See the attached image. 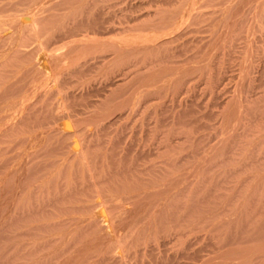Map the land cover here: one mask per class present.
<instances>
[{"label":"bare ground","instance_id":"6f19581e","mask_svg":"<svg viewBox=\"0 0 264 264\" xmlns=\"http://www.w3.org/2000/svg\"><path fill=\"white\" fill-rule=\"evenodd\" d=\"M7 1H9V2H7ZM39 1L40 0H15V1L14 0L13 1L0 0V227L2 229V230L0 229V231H1V233L3 231V237H4L3 239H5V245H3V246H5L6 250L11 249L13 246V244L11 245V242L13 240L12 238L15 239L16 244H15L14 248H15V250H17L16 251L17 254H15L14 252L13 253L15 254V257L18 259L17 261H19V264H112L110 261L113 258V256L115 257V255H118L121 252L122 253L126 252L125 256L127 254L130 256L132 255L134 260L130 259L131 261L132 260L135 261V259L138 260L140 255H143V256L148 255V252H150V254L153 255V253L156 252L155 250H157L158 248H161V250H163L162 247H165L168 244L167 243V240H168L167 237L168 238L174 237L172 239L173 241L172 240L171 241L176 244L177 240L180 241L179 237L181 236V238H182L183 232L185 234L188 233L187 235H190L191 230H192V229L190 230V228H193L192 226L195 223H196L195 226L197 227L198 221L195 218L196 216H194V202H196L195 201L196 199L194 198V194H195L194 191L196 192V188L194 189L193 185L189 184V181L192 178H194L193 176L196 173L195 171H193L192 167H187L186 169H183L182 171H180L178 169V166H177L178 165V163H177L178 160H176L177 157H176V159H174L175 157L173 158L172 162L169 164V166H167V168L156 167L155 163H152V164H154V165L151 164L152 166L148 165L150 167H146L145 165H143L144 162H142L141 159H139V160L142 163V165L138 164V161H139L137 158L138 155L137 156L135 155L138 153L135 152V154H134L132 150H131L132 151L131 154H130V152L128 154H127V152L123 153V154H125V155H121L123 157H121L120 154H118L116 156L114 155L115 157H117V158L119 157V158H118V160L115 159L116 161L113 159L114 162H111V163H113L112 165H109L106 167L101 165L102 167H100V168H99L100 165L97 166L98 168L95 165V164H97V161L99 160V158H98V155H93L92 152H93L94 146L91 144V142H89L90 139H92V138L89 135H88L89 136L88 137L87 134L85 133V131L87 130L86 132L89 133L88 129H91L93 126H95L96 131H99L100 129H104V131H106L107 129L105 130V128H108L109 126H111V123H113V121L111 123L108 122L109 120L106 122V119L109 118L111 114H114L116 111L120 110L121 108L126 107V106L122 107V105H119L121 102L118 104L117 99L119 97L117 98V96H116V98H115L116 100H114L111 96H109L112 98V101H109V98L107 101L109 103L110 102L114 103L116 101L119 106H115L112 108L113 104L109 105V106H111V108L110 107L107 108L106 109L107 111L104 114H101V115L99 114L96 116L91 115L90 116V118L92 117L91 119L89 117L88 118L80 117V118H82V120L79 123L80 126H82V124H85L87 129H85L83 131V129H84L83 126H82V128L81 127L80 128L84 132V133L82 132L84 137H88V139L90 138L89 140L85 139L83 136L80 135L81 130L78 127L79 125L76 124V126L79 129H75V127H73L75 125L72 126L71 123H69L68 121L65 124L63 123L64 125L60 126V129H61L60 131L54 130V125L57 123V121L60 120L59 117L61 115H64L68 118L69 117L72 118V116L77 117L79 115L83 116V114L85 112L87 113L88 109L90 108L89 106H92V104L94 107H97V106L100 107V105H98V103L96 104L94 102L97 106H95L94 103H92V102L90 104L88 103L89 108L86 109L87 111L85 110L83 113V111H82L84 108L83 105L87 106V104H85L87 102V101H85L87 99V97H86L87 92L85 93V96H83L86 98L84 100L85 103H83V105L80 103V107L81 106L83 107V108L81 107L82 109L77 108V106L79 104L78 100L82 99V96L78 97V94H77V96H75L74 93L71 94L74 97H77L76 99H78L77 100L78 104L76 103L77 105H74V106L72 104H70L69 103V100H71L70 91H69V93L66 92V90L68 91V85L67 84L69 83L68 81H69L70 77L72 75H75V74H81L85 70L87 71L88 69L94 68L98 64L101 65L104 63L103 65H101V67L103 68V66L109 64L107 62H110L111 59L113 60V58H114V61H115L116 57L114 55L122 53L124 48L125 49L130 48V47H131L130 49L138 48V49H135L136 51L139 50V48H142L143 53H141L142 51L140 53L137 52V55H136L135 50H134V52L133 51H130V52L135 53L136 58H137V56H140L138 54H142L143 57L142 58L140 57L141 59H139L138 63H137L138 58L137 59L135 58V60H134L138 65L141 66V68H139L137 66L139 69L136 66H135L136 67V69H135V67L133 66L134 69L132 71V69H130V68H132V65H130V68H128L129 66H127V67L125 66L127 68L126 70H125V68H123V69L120 68V70L116 69V70L120 71L118 78L119 77L124 78V79L119 78L122 82L128 80V78H131V77L135 78L134 81L138 80V83H136V84L139 86V88H136L137 89L136 92H134V89H133L134 93H133L132 98H129V99L125 98L124 99L123 98L124 93H123V96H121V97L125 100V102L128 101L127 104L129 103V105H131L130 103H132L133 104L132 106L135 108V110L138 109L137 111L146 108V106H149V104H151L154 100L148 99L147 90L150 86L151 80H150V78H148L146 76L148 75L150 77L151 74L149 75L148 73L150 71L153 72L156 69V67H154L155 69L154 68L152 70L150 69L149 72L147 70L149 69V67H148L149 65H152V66L155 65V63H154V65L150 64V63H152L151 62L152 60L150 58H152L151 56L154 53H156V55H157V57L155 59L156 61H158L156 63L157 66L161 62V61L159 62V59H157L158 56H160V55H158L159 53L157 54V52L159 51V49H158L159 43H156V41H158V39L160 40V36L162 37L161 32H160L161 35L158 32L161 29H163L164 26H166V23L164 26L159 25L158 28H156V24H155V27L153 25L154 29L158 30V32H156V30H154L153 32H156V33L151 34V35H149L152 32L150 30V29H152L151 26H150L151 27L150 29L148 27V29H149L148 31H147V29L145 31L143 30V29H145V27H147V25H146L142 29L143 31L141 34H140L141 30L139 29L140 27H138V28L135 27L136 30H139V33H136L138 31H136L135 29L132 28V26H130L133 30L131 28H129L127 31H129L131 29L136 34L132 33L128 36L127 33L132 32V31L130 30L129 32L126 33V30H125L124 34L125 35L127 34L126 36L124 35L125 37H122L123 33H121V32H120L121 34L119 33L120 35H122L121 37L120 36L118 37L119 34L117 35V37H113L114 35H112V34H115V31L117 32V30H116L117 28L116 29H113L114 27L111 28L108 25V24H110V21L108 22V20H106L108 22V24H105L107 26L104 25L105 21H102V20H101L102 22H98V20L95 21L94 20L95 18L99 19V20L101 18V17L98 18L97 13H96V16L94 19L93 18H91V19L87 18L89 20L84 21L86 19V17L84 18V20H83V18H81L83 20V22H85V25H81L82 24L81 23L79 26L78 22H80L81 19L79 20V18H78V22H76L77 24H75V25H77V27L73 28L75 30L72 29V33H69L70 31L68 30L69 29L68 23H70V21L65 23L67 26L66 27L67 31L65 30L66 32L65 31L59 32V31H56L57 28L53 29L52 27L51 28L48 27V23L50 22L49 16L51 15V13L49 11L53 9L54 10L53 12H57L55 9H57L58 7L56 8V6H62V5H66V4L68 5L69 3H71L74 0H59L60 3L57 5L55 4V9H54V4H52V3H54V2L57 3L56 1H58V0H43L44 2L46 1L45 3H42L43 2L42 0H41L42 2L40 1L41 3H39ZM76 1H78V0H75L73 3H76ZM153 1H155V0H153ZM204 1L205 0H188V2L184 1L185 2L184 4H186V5L183 8L180 7L178 9L177 5H179V4L175 5V7L177 6V8L175 10H174V8L171 7L173 5L170 6L172 8V10H174V11L178 10V12H174V13H170V14H168L169 12L160 14L161 11L157 10L159 12L156 15L157 16L163 15L165 17L164 19L170 20V21H171V19H175V17L178 16L177 22H179L180 24L190 22V20H191L192 24L188 23V26H189V24H191V27H192L193 23H195L194 25L196 28V25H197L196 23L197 22L199 23V19H200L199 17H201V20H204L203 19L204 16H207L206 18H208V16L210 15V13L208 15L207 14L204 15V13H202L204 8H205L204 4H202ZM211 1H209L210 4L207 2L205 4V6L206 5L208 7L211 6V4L213 3V0H211ZM215 1H214L215 3L218 2V0H215ZM236 1H235V3H237ZM144 2H145V0H144ZM162 2H164V1H162ZM241 2H238V3L241 4ZM250 2L251 1H249V3ZM46 3H47V5H48V3H51L52 6L49 5L50 6L49 7L46 5ZM179 3H182V2H179ZM41 4H43V7H40ZM78 4L80 5V3H78ZM95 4H98V3H95ZM163 4H165V3H162V5ZM262 4H264V2ZM67 5L64 6V8L67 7ZM151 5L153 6V4H151ZM151 5H149V7ZM155 5H156V3H155ZM231 5H234V6H232L234 8L237 7L236 4H232V3H229L228 6H231ZM247 5H248V3H247ZM161 6H160V8L163 9V7H161ZM246 6H244V7H246ZM202 7H204V8H202ZM208 7H206V9ZM151 8H150V10H152ZM200 8L203 10H200ZM238 8H240V7H238ZM238 8H237V10H240ZM250 8H253V7H250ZM78 9H79V7H78ZM89 9H91L89 11L90 13L87 12V10L86 11L84 10V11L86 13H89L90 15H92L91 13H93V12H91V11L93 10V8L90 7ZM60 10L62 12L66 11V10H62L61 7H60ZM168 10H169V8H168ZM232 10H233V8H232ZM234 10L232 12H234ZM244 10H245L244 8H243V10L241 9V12H243ZM72 11H70V12H72ZM164 11L166 12L167 9ZM224 11H226V10H224ZM260 12H261V10H260ZM47 13H48V15H47ZM65 13H67V12H65ZM78 13H80V12H78ZM226 13H228V12H226ZM229 13L231 14L230 11H229ZM234 13L236 14V12H234ZM234 13L231 15H234ZM238 13H239L238 16L236 14V16H237L236 17L237 19H235L236 21L233 20L234 18H232V19L228 18L230 20V22H231V20L234 21V24L231 23V24H233L232 26H234L237 22L241 21L242 20L241 17H243V18L246 17V14H248L249 12H246V13L244 12L245 14H242L240 12H238ZM57 14H58V12H57ZM57 14H55V19L53 18L54 21L56 19H58V18H56ZM145 14H147V13H145ZM255 14H257V13H255ZM255 14L252 16H255ZM83 15H86V14L83 13L82 17H83ZM90 15H88L87 17H89ZM94 15L95 14L93 13V16ZM225 15H229V14H225ZM231 15H229V16H231ZM242 15H245V16H242ZM67 16H68V18L70 17L72 19V17H74L75 15H72V16L67 15ZM78 16H81V15H77V17ZM149 16H150V14H149ZM157 16H154V17H157ZM256 16L254 18H256ZM61 17H63V16H61ZM65 17H66V15H65ZM222 17H224V15ZM222 17H221V19H222ZM231 17H233V16H231ZM234 17H235V15H234ZM161 18H163V17H161ZM206 18H205V20H206ZM209 18H211V17H209ZM263 18H264V16H263ZM128 19L130 20L131 18H128ZM260 19H262L261 15H260ZM63 20H65V19H63ZM103 20H105V19H103ZM151 20H153V18L150 19V21ZM192 20L195 22H193ZM245 20H248V18ZM245 20H244V22H246ZM54 21H53L52 25L55 24ZM60 21L59 22L57 21V22L60 23ZM72 21H75V20L72 19ZM112 21H111V23H112ZM130 21L133 22L134 20H130ZM146 21L147 20L145 19V22ZM159 21H161V20H159ZM254 21L255 20H253V22ZM57 22H56V24H58ZM129 22H127V23H129ZM153 22H155V20ZM217 23H220V22H217ZM225 23H227V22H224L223 24H225ZM240 23L241 22H239L238 24L240 25ZM220 24H222V22ZM220 24L218 25L217 29H219ZM238 24H236V25H238ZM241 24H242L241 26H244L243 23H241ZM62 25H60V26H62ZM176 25H177V23H176ZM200 25L201 24H199L197 26H200ZM228 25H226V26L224 25L226 28L224 26H222V27H224L225 29H228ZM232 26H230V27L233 28ZM241 26H236V27H241ZM245 26L247 27V23H245ZM245 26H244V29L243 28H240V29L236 28V29H238L239 31L241 29H243V31H244ZM122 27H119V28H122ZM124 27H125V25H124ZM141 27H142V25H141ZM215 27H217V26H215ZM222 27H221V30H222ZM256 27H258V26H256ZM62 28L63 27H61V29ZM83 28H86V29L83 30ZM165 28L166 27H164V30H166ZM170 28H172V27L170 26ZM186 28H187V25H186ZM224 28H223V30H225ZM193 29H194V27H193ZM217 29L215 28L216 31H218ZM234 29L235 28H233V31H234ZM236 29H235V31H236ZM58 30H59V28H58ZM177 30L179 31V29H177ZM197 30H198V28H197ZM251 30H252V26H251ZM193 31H195V30H193ZM239 31H238V34H239ZM145 32H146V34H147V32L149 34L144 35ZM162 32H164V31H162ZM174 32L175 31H172V33H174ZM223 32H226V31H223ZM223 32H221V34H223ZM178 33H180V31L175 32V34H177V35H178ZM191 33H192V31H191ZM168 34H170V33H168ZM235 34L236 35L233 34L234 36L232 34L231 35L233 37L238 35L236 32H235ZM224 35H226V33H224ZM170 36H168V37H170ZM188 36H189V32H188ZM219 36H221V35H219ZM223 36H222V38H223ZM227 36H229L228 31H227L226 37ZM163 37H165V36H163ZM249 38L251 39V37H249ZM172 39H173V37H172ZM172 39L170 42L173 43ZM176 39H178V37H176ZM180 39H181V37H180ZM180 39H178L176 42H179ZM162 40H164V38H162ZM183 40H184V38H183ZM188 40H189V38H188ZM199 40H201V39L199 38ZM232 40H234V39L230 40L231 43H232ZM195 41H197V40H195ZM222 41H224V40H222ZM227 41H229V40H227ZM162 42H164V41H162ZM216 42H220V40H216ZM166 43H168V42H166ZM206 43H207V41H206ZM250 43H251V41H250ZM250 43H249V46H250ZM195 44H198V43L196 42ZM217 44L218 43H216V45ZM229 44H228V47L231 46ZM234 44H236V43L234 42ZM209 45H207L208 48H210ZM211 45L215 46V40L213 43H211ZM185 46H188V44H185ZM218 46H221L220 43ZM218 46H216V47H218ZM234 46H236V45H234ZM249 46H248L249 50L253 48V47L249 48ZM160 47H162V46H160ZM184 47L180 48V45H179V48L181 51H183L182 49H184ZM195 47H197V45ZM224 47H225V44H224ZM228 47H225V48H228ZM179 48L178 49L176 48L177 51L179 50ZM186 48H188V47H186ZM256 48H254V49H256ZM170 49H172L171 44H170ZM197 49L200 50V47H198ZM197 49H195V51H197ZM218 49H220V47ZM233 50H235V48ZM173 51L170 50L169 52H171L174 55ZM201 51H204V50L201 49ZM232 51H230L231 53L230 52L229 53L232 54ZM254 51H257V50H254ZM159 52H162V51L160 50ZM190 52L188 54H190ZM214 52H215V49H214ZM124 53H122V54L125 56ZM133 53H132V55H133ZM171 53H169V55ZM221 53H223V51ZM130 54H129L130 58H128L129 57L128 56V57H126L127 59H131L132 56ZM163 54H165V53H163ZM215 54H216V52H215ZM224 54H226V53H224ZM121 55L118 57H120V58L124 57L123 55L121 57ZM156 55H153V57ZM175 55L177 56L176 53H175ZM204 55L205 54L203 53L202 56H204ZM209 55H207V56H209ZM112 56H114V57H112ZM162 56L165 57V55H162ZM162 56H161V58H163V60H164L165 58ZM226 56H228V55H226ZM247 56H248V54L247 55L245 54L244 57L246 58ZM169 57H172V56H169ZM169 57H166V59L167 58L169 59ZM197 57H199V56L197 55ZM251 57L252 56H250L249 58L251 59ZM117 58H116V60H117ZM177 58H178V56L175 59H177ZM188 58L191 59L189 56H188ZM188 58L185 59L187 62H189ZM193 58H192V60H193ZM199 58H203V57H199ZM166 59H165V61H167ZM194 59H196V57ZM210 59H211V57H210ZM119 60H117V61L120 62ZM126 60L125 61L123 60V62L125 63ZM214 60H212V61H214ZM228 60H229V58H228ZM186 61H184V62H186ZM201 61H203V60L201 59ZM209 61L211 62V60H209ZM253 61H255V60H253ZM112 62H110V65L112 64ZM171 62H172V60H171ZM173 62H176V61L173 60ZM244 62H247V59H245ZM248 62H250V60H248ZM164 63H166V62H164V61L161 62L162 65ZM199 63L195 62L194 65L199 64ZM206 63L207 62H205L204 65L208 67V65H206ZM115 64L117 65L118 63L116 62ZM128 64H130V63L128 62ZM168 64L166 63V66H169V67L172 66V65H170V64L168 65ZM184 64L186 65V63H184ZM98 66H97V68L99 69ZM122 66L123 65L120 64V67H122ZM152 66H151V68H152ZM196 66H195V68H196ZM205 66H203V68H206ZM105 67L107 68V66H105ZM109 67L111 68L112 66H109ZM147 67H148V69H147ZM160 67H163V66H160ZM190 67H187V70H189L188 68H190L191 72H192L193 66H190ZM97 68H96V70H98ZM106 68H104V69L108 70ZM145 68L147 69L146 70L147 74H146V72L145 73L143 72L145 70ZM158 68H159V66H158ZM173 68H175V67H173ZM203 68H201V69H203ZM210 68L212 69V67H210ZM240 68H242V67H240ZM248 68H250V67H248ZM253 68H250V69L253 70ZM181 69L183 70V68H181ZM207 69L209 70V68H207ZM92 70H94V69H91V71ZM159 70H161V69L159 68ZM159 70L157 69L156 73H158ZM199 70L200 69H197V71L194 72L195 75ZM208 70H207V74H208ZM241 71L243 72L242 69H241ZM187 72L190 73V71H187ZM200 72H202V71H200ZM249 72H251V71H249ZM93 73H95V72H93ZM105 74H106V72H105ZM163 74H167V73H163ZM168 74H170V73H168ZM245 74L249 75V73L247 71H244V75L242 74L243 75L242 76L243 81L245 78L244 77ZM251 74H253V72ZM91 75H92V72H91ZM161 75H162V73L155 74V77L153 76V79H154V81H156L155 84L157 86L159 85V83L160 84L163 83V82H161V78H162ZM178 75H179L178 76L179 82H183V81L185 82L186 81L185 83H189L191 81L190 76H192V73L189 76V78L186 77L189 74L188 73L186 74L185 72L180 73ZM107 77H109V76H107ZM166 77L167 76H165L164 78H166ZM185 77L188 79L186 80ZM208 78H209V76H208ZM239 78L241 80L240 76H239ZM102 79H104V78H102ZM102 79H100V80H102ZM106 79H109V78H106ZM162 80H164V83H165L166 80L168 81L170 79H166V80L162 79ZM188 80H190V81H188ZM98 81H97V83H98ZM167 81H166L165 85H167ZM83 82H85V81H83ZM107 82H108V80H107ZM192 82H194V80H192ZM105 83H106V81H105ZM249 83H250V81H249ZM103 84H102V86H103ZM168 84H169V82H168ZM73 85H75V84H73ZM78 85H80V84H78ZM115 85L116 84L113 82V80L111 81V78L109 79V82L106 84V86H108V87H110V86L113 87ZM117 85L119 86V84H117ZM137 85H133V86L137 87ZM172 85H174V84L172 83ZM179 85H180V83L177 85L178 89H179ZM162 86H164V85H161V87ZM91 87H93V85ZM112 87L108 89L109 92H110V89H112ZM121 87H122V84H121ZM125 87L126 86H124V88ZM154 87H156V86H154ZM252 87H253V85H252ZM122 88H120V89H122ZM156 88L158 89V87H156ZM76 89H78V88H76ZM80 89H82V87ZM100 89H102V88H100ZM155 89H153V90H155ZM162 89H164V88H162ZM85 90H87V88ZM88 90H90V89L88 88ZM114 90H116V89L113 88V93H114ZM159 90H160V88L157 90V93L163 92V91L161 92ZM243 90H245V89H243ZM116 91H119V89ZM91 92H92V90H91ZM238 92H237V94L238 95L241 94V96H242V92L241 91H238ZM98 93H100V92H98ZM101 93H100V95H101ZM113 93H111V95ZM157 93H153V95L155 94L154 98H160L158 96L161 94L159 93L156 96ZM114 94L116 95V92ZM125 94H126V91H125ZM88 95H90V94H88ZM94 95L96 96V94H94ZM115 95H114V97H115ZM153 95L151 97H153ZM73 96H72V98L74 99ZM125 96L130 97V95H127V94ZM235 96H237V95L235 94ZM241 96L239 95V98H241ZM121 97H120V99L122 100ZM234 97H233V99H234ZM90 98H93L92 94H91ZM76 99H75V102H76ZM237 99H238V97H237ZM237 99H234L235 101H233V100L232 101L237 103ZM87 100H89V98ZM90 100H92V99H90ZM104 100H101V101L104 103ZM71 101H72V103L74 102L73 100H71ZM102 102H101V105L103 104ZM239 102L241 103V101H239ZM239 102H238V104H239ZM122 103H123V100H122ZM152 104L154 105V102ZM106 105H105V108L107 107ZM123 105H126V103ZM239 105L241 106V104H239ZM103 107H104V104H103ZM234 107H235V105H234ZM91 108L93 109V107H91ZM95 109L90 110V111L94 112ZM97 110L98 109H96V111ZM236 111H238V110L236 109ZM247 111H249V110H247ZM102 112H104V110ZM146 112H147V110H146ZM99 113H100V111H99ZM131 113H132V111L130 112V114ZM233 113H235L234 110H233ZM92 114H96V113H92ZM97 114H98V111H97ZM88 115H89V113H88ZM234 115H236V114L231 115V117L233 116V118H234L235 117ZM84 116H86V115H84ZM76 117H75V119H76ZM155 117H156V115H155ZM64 119L66 120L65 117H64ZM77 119H78V117H77ZM83 119H85V121H83ZM86 119H88V120H86ZM238 119H240V117ZM235 120H236V118H234V120L232 119V121H234L233 123H235ZM125 121H127V120H125ZM81 122H82V124H81ZM238 124H239V122H238ZM23 127H24V129H23ZM222 128H224V127H222ZM19 129H21V131ZM26 129H28V130H26ZM97 129H99V130H97ZM229 129H231V128H228V130ZM229 131L231 133L232 129ZM247 131H249V130H247ZM95 132H94V134L97 135V133H95ZM100 132L101 131H99L98 133H100ZM156 132H158V131H156ZM145 133H146V131H145ZM190 133H192V132H190ZM232 134H233V132H232ZM79 135L83 138L82 140H80ZM260 135H261V133H260ZM263 137H264V135H263ZM98 140L99 139H97V141H96L97 144H98ZM116 140H115V143H117V141H118V140L117 141ZM100 141H102V140H100ZM101 143L103 144V142H100L99 144H101ZM105 144H107V143H105ZM111 144H114V143H111ZM98 145H96V146H98ZM101 145H100V149H101ZM113 147H115V150H116V146L113 145ZM113 147H112V149H113ZM96 149H94V150H96ZM219 149L220 148H218V150ZM126 150H127V148H126ZM99 151L98 152L95 151L94 154L99 153ZM121 151H119V153H121ZM127 151H129V150H127ZM111 153L114 154V152H112V150H111ZM132 154L135 156V158ZM71 155H75V158H76V161H78V164L76 161L75 162L78 166L73 162L74 157L72 156L73 157L72 158ZM141 155L145 156V153L141 154ZM155 155L156 154H154V156ZM215 155H217V154L215 153ZM93 156H95V157H93ZM167 156H168V154H167ZM70 157H71V159H69ZM149 157H150V155H149ZM155 157L158 158L157 156H155ZM224 158H225V156H224ZM217 159H219V158H217ZM68 160L69 161L72 160L69 167H68L69 170L66 169V171H69V172L67 173V175L65 177H62V174L65 173L64 171L62 173L63 166L69 162ZM144 160L147 161V159H144ZM154 160H155V158H154ZM110 161H111V159H110ZM155 161H157V160H155ZM186 163H187V161H186ZM211 164H212V162H211ZM187 165H188V163H187ZM76 166L78 168L77 170L75 169ZM200 169H201V167H200ZM206 173H208V172H206ZM205 176H206V174H205ZM202 181H203V179H202ZM190 182H192V181H190ZM195 187H197V186H195ZM212 189H213V187H212ZM243 204H244V202H243ZM247 205L249 206V203ZM209 210H210V208H209ZM221 210H222V208H221ZM243 210H244V205H243V207H241L238 210L236 208V211L234 213H232V215H230L231 216L230 223H232V225L237 220L239 222L241 221L240 217L242 216L241 214L243 213ZM195 213H196V211H195ZM249 215H251V214H249ZM210 216H212V214ZM230 216H228V218ZM225 217H227V216H225ZM237 217L239 219H237ZM247 217H249V216H247ZM220 220H222V219L218 220L219 224H221V225H224L226 222H228V221L225 222V220H223L222 223H224V224H222L220 222ZM243 220H245V219H243ZM247 220H248V218H247ZM241 222L238 226H237L238 222L236 223L235 226H237L238 228L236 227L237 228V230H236V228L234 226V229H232L233 234L229 233L230 232V231H228L229 229L227 230L228 233L230 234L228 236L229 239L227 241H225V244L224 243H222V244H224L223 247H225V248L231 247V246H232V248L228 249V251L225 249L226 253H224V256H223V253L221 252L222 260H220V261H224V262L225 261L226 262L233 261L232 264H264V243L261 242V244H259L258 242H256L258 245L257 244L255 245V241H257V240L264 241V230H261V229H263L262 227L264 225L262 224V226L259 228L260 230L255 229V230L251 231L249 229L250 231H247V230H245V228ZM244 222H246V221H244ZM247 225H248V223H247ZM206 226H207V224H206ZM217 226H218V224H217ZM198 228H196V229H198ZM239 228L242 230L239 231V233H237ZM187 230H190V231L188 232ZM185 231H187V232H185ZM227 231H226V233H227ZM226 233L224 232L223 235L226 236ZM234 233H236V234H234ZM192 235H193V232H192ZM211 235H213V234H211ZM231 235H233V236H231ZM187 237L188 236L184 235V237H183V238H185L184 242L190 236L188 238ZM223 237L224 236H222L221 242H223ZM175 238L176 239L178 238V239L174 242ZM219 238H220V236H219ZM189 239H191V238H189ZM192 239H191V244H192ZM216 241H219V240H216ZM188 242L190 243V240ZM252 242L254 244H252L251 247H248V244L250 245ZM152 243H153V245H152ZM143 245H146L145 246L146 248ZM174 245L172 244V246H174ZM184 245H186V243ZM188 245H190V244H188ZM236 245H238V246L236 248H234V246H236ZM253 245H255V246H253ZM142 246L145 249H143ZM168 246H166V249L169 248ZM187 246H185V247H187ZM156 247H157V249H156ZM210 247H212V246H209V248ZM223 247L221 246V247H219V248L217 247V248H218V250L219 249L221 250V248L223 249ZM14 248L12 249L13 251H14ZM170 248H171V246H170ZM188 248H190V247L188 246ZM213 248L216 250L215 244L213 245ZM166 249L163 252L161 250L159 252L164 253V252H166ZM179 249H180V247H179ZM182 249H184V247H182ZM204 249H206V248H204ZM12 250H9V251H12ZM171 250L172 249H168L167 250L168 253L172 252ZM118 251H119V253H118ZM217 251L214 253H216L218 255ZM174 252H175V250L173 249V253ZM190 252H189V254H190ZM203 252H205V250ZM177 253L180 254L179 251H177ZM183 253L185 254L184 251L182 252V255H183ZM161 254H158V255L161 256ZM200 254H202V252ZM216 254H213V252H212V255L216 256ZM158 255L156 256V257H158V261L156 260L155 257L152 256L155 259V260H153V258H152V260H153L152 264H154V263L155 264H180L179 261L176 259V256H178L177 254H175V256H173L171 258H169L168 254H165L168 256V260H165V259L163 260L162 256L160 258ZM171 255H172V253H171ZM193 255H194V253H193ZM125 256H123V257L125 258ZM130 256H129V258H130ZM134 256H136V257L138 256V257L135 258ZM143 256H141V257L143 258ZM167 256H165V257L167 258ZM180 256H181V254H180ZM123 257H121V259ZM141 257L139 258L140 261H138V263H140V264H142L141 261L143 260V259H141ZM149 257H150L149 260H151V256H149ZM185 257L187 258V255ZM189 257H194V256H192V254H191V256H189ZM198 257H199V255H198ZM198 257H195V258L197 259ZM201 257L202 256H200L199 258H201ZM210 257H209V259L206 257L209 261H205L204 264H213L214 263L213 262L214 260H211ZM6 258L9 259L10 257L8 258L6 256ZM182 259H184V258H182ZM207 259H205V260H207ZM213 259L216 260V258L214 256H213ZM4 260L5 259H3L2 261H4ZM11 260L12 259H10V261ZM149 260H147V262ZM160 260H161V262H160ZM121 261H123V260H121ZM121 261H119V264L121 263ZM191 261H193V260H191ZM117 262L118 261H116V263ZM143 262L146 263V261H143ZM218 262L219 261L216 260V263H218ZM130 263L134 264L133 262H130ZM135 263L137 264V261ZM216 263H214V264H216ZM124 264H128L127 261H126V263L124 262ZM181 264H184V262L183 263L181 262ZM192 264H194V263H192ZM219 264H221V263H219ZM230 264H231V262H230Z\"/></svg>","mask_w":264,"mask_h":264},{"label":"rangeland","instance_id":"374dc122","mask_svg":"<svg viewBox=\"0 0 264 264\" xmlns=\"http://www.w3.org/2000/svg\"><path fill=\"white\" fill-rule=\"evenodd\" d=\"M10 1H13V0H10ZM15 1V0H14ZM41 1V0H40ZM39 1V3H41ZM75 1V0H74ZM74 1H72L71 3H69L68 5H67V7H65L64 8V6H66V5H62V6H56V8L57 9H55V4L57 5V4H59L60 2H59V0L58 1H56L57 3H52V4H54V9L58 12V14H57V12H53L54 10L52 9V10H50L49 12L51 13V15L49 16L50 18H49V23H48V27L49 28H53V29H56V31H59V32H62V31H67V26H66V24L65 23H67V22H69L70 21V23H68V30L70 31L69 33H72V29L73 28H76L77 27V25H75V24H77L76 22H78V18H79V20L81 19V18H83V20H84V18L86 17V19L84 20V21H87V20H89V19H91V18H95V16H96V13H97V17L98 18H100V20L99 19H94L95 21L96 20H98V22H102V21H105L104 22V25L105 24H108V22L110 21V24H108L111 28H113V29H116L117 30V32L115 31V34H112V35H114L113 37H117V35L121 32V33H123L122 35H118V37L120 36H122V37H125L127 34H128V36L130 35V34H134L135 32L134 31H132L133 29H135L136 30V28L135 27H140L139 29L141 30L140 31V34L142 33V31L144 30H146L147 29V31L152 27V29H150L151 31V33L149 34L148 32H147V34H146V32H145V34L144 35H151V34H154V33H156V32H158V30H156V29H154V27H155V24H156V28H158L159 27V25H165V23H166V26H164V27H166L165 29L167 30H164V27H163V29H161L162 31H164V32H162L161 30L158 32L159 34H160V32H161V34H162V37L160 36V40L158 39V41H156V43H159V45H158V49H159V51L161 50L162 52H157V54L158 55H160V56H158V58L157 59H159V62L161 61H164V62H166L167 64L169 63L170 65H172L171 67H169V66H166V63H164L163 65L161 64V62H160V64L158 65L159 66V68L161 69V70H159V68H158V66H157V62L158 61H156L155 59H156V57H157V55H156V53H154L153 55H156V56H154L153 57V55L151 56L152 58H150L152 61V63H150V64H153L154 65V63H155V65L154 66H152V65H149L148 67H149V69H148V67H147V69L145 68V70L143 71L144 73L146 72V74H147V71L149 72V70L151 69H153L154 67H156V69L153 71V72H149L148 74L150 75V77L147 75L146 77H148V78H150V86H149V88H148V90H147V96H148V99H153L152 101L154 102V105L151 103V104H149V106H146V108H144V109H141V110H139V111H137L138 109H136L135 110V108L132 106L133 104L132 103H130L131 105H129V103L127 104V102H125V98H127V99H129V98H132V96H133V93L134 92H136L137 91V89L136 88H139V86L136 84V83H138V80H136V81H134L135 80V78H128V80H126V81H121L119 78H121V77H119L118 78V75H119V72L120 71H118V70H116V69H119L120 70V68L121 69H123V68H125V70L127 69L126 67L127 66H129L128 68H130V65H132V68H130V69H132V71H133V69H134V67L136 66H138L139 68H141V66L140 65H138L137 63H138V61H139V59H141L142 57H143V55L142 54H138V55H140V56H137V58H136V55H137V52L138 53H140L141 51V53H143V49L142 48H139V50H135V49H138V48H135V49H130V48H124V50L122 51V53H124L126 50V52L124 53L125 54V56L122 54V53H120V54H116V55H114L116 58L118 57V56H120L121 54L125 57H122V55H121V57L122 58H120V57H118L117 58V60H119L120 62H118L117 60H116V58H115V61H114V58H113V60L111 59V61L110 62H112V64L110 65V62H107V63H109L108 65H105V66H107V68L105 67V66H103V68L101 67V65H103V64H98L97 66L99 67V69L97 68V66L96 67H94V68H91V69H94V70H92L91 71V69H88L87 71L85 70V71H83V73H81V74H75V75H72L71 77H70V79H69V83L67 84L68 85V91L66 90V92H68L69 93V91H70V96H71V100H73L74 102H75V99L77 98V97H74L73 95H71V94H75V96H77V94H78V97L79 96H82V99L81 100H78V99H76V102L73 104L72 103V101L71 100H69V103L70 104H72L73 106L74 105H77L78 103V101H79V104H78V106H77V108H80V109H82L83 107V113H84V111L86 110V109H88L89 107L91 108V107H93V109H98L97 111H98V114H97V111H96V109L94 110V112L93 111H90V110H93L92 108L90 109H88V111H87V113L85 112L84 114H83V116L82 115H79V116H77L78 117V119H77V117L76 116H72V118L71 117H66V116H64V115H61L60 117H59V121H57V125L55 124L54 125V130H56V131H60L61 129H60V126H62V125H64L67 121L69 122V123H71V125L73 126V125H75V126H73V127H75V129H79L80 127L82 128V126H83V131L85 130V129H87V127H86V125L85 124H82V122L83 121H85V119H83V121L81 122V124H82V126H80V121L82 120V118H90V116L92 115V116H96V115H101V114H104L107 110V108H111V106H109V105H112L113 104V106H112V108L113 107H115V106H119V105H122V107L123 106H126V107H123V108H121L120 110H118V111H116L114 114H111L110 115V117L109 118H107L106 119V122L108 121V122H112L113 121V123H111V126H109L108 128H105V130L106 131H104V129H97V130H99V131H101L100 133H98L99 131H96V128H95V126H93L91 129H88V132L89 133H87L86 131H85V133L87 134V136L89 135L92 139H90V141L89 142H91V144L94 146L93 147V155H98V158H99V160L97 161V164H95L96 165V167L98 166V165H100L99 166V168L100 167H102V166H109V165H112L113 163H111V162H114V160L116 159V160H118V158L117 157H115L116 155H118V154H120V156L121 155H125V154H123V153H126L127 152V154L130 152V154H131V152L133 151V153L135 154V152L136 153H138V154H135L136 156L138 155V160L139 159H141L142 160V162H144L143 163V165H145L146 167H150V166H148V165H151L152 163H155L156 164V167H162V168H167V166H169V164L172 162V160H173V158L174 159H176V157H177V159L176 160H178L177 161V163H178V169L180 170V171H182L183 169H186L187 167H192L193 168V171H195L196 173L194 174V178H192L190 181H192V182H190L189 181V184L191 185H193V188L195 189L196 188V192L194 191V198L196 199L195 201L196 202H194V216H196L195 218H196V220L198 221L197 222V227L195 226V224L192 226L193 228H190V230H191V234L190 235H187V234H185L184 232H183V236H182V238L184 237V235L185 236H190L189 238H193L192 239V244H191V239H189L188 237V241L190 240V243L186 240L185 242H184V240H185V238H181V236L179 237V240L181 241H178L176 238H175V240H174V242L177 240V242H176V244L175 243H173L172 241V239L174 238V237H167V245L166 246H168L169 248L168 249H172L171 251L172 252H169L168 253V249H166V246L165 247H162V249L163 250H161V248H158L157 249V247H156V249L157 250H155L156 252H154L153 253V255H151L150 254V252H148V255H146V256H143V255H140V257L141 256H143V258L141 257V259H143L142 261H141V263L142 264H147L148 262L150 263V264H152L153 263V260H155L153 257H155L156 258V260L158 261V257H156L158 254H161L165 249H166V252H164V253H162L161 254V256H162V259L164 260H168V256H169V258H171V257H173V256H175V254H177L178 256H176V259L179 261V263L181 264V262L183 263L184 262V264H192V263H194V264H204L205 263V261H209L208 259H209V257L212 255V252H213V254H216V253H214V252H216L217 250H218V248L219 247H223V245L225 244V241H227L228 239H229V233H232L233 234V231H232V229H234V226L236 225V223H237V226L240 224V222L243 224V226H244V228H245V230H247V231H252V230H255V229H257V230H260L259 228L262 226V224L264 225V137H263V135H264V18H263V16H264V4H262L264 1L263 0H218V2L217 3H215L216 1L215 0H213V3L211 4V6H205V4L208 2L209 3V1H211V0H205L202 4H204V7H202V8H204V10L203 9H201L200 8V10H203V12L202 13H204V15H208L209 13H210V15L208 16V18H206L207 16H202L203 17V19L204 20H201V17H199L198 19H199V23L197 22L196 24L197 25H199V24H201L200 26H197L196 25V28H195V23H193V26L191 27V20H190V22H186V23H183V24H180L179 22H177L178 21V16L177 17H175V19H171V21L170 20H166V19H164L165 17L163 16V15H160V16H157L156 14L159 12V11H161L160 12V14L161 13H168V14H170V13H174V12H178V10H176V11H174L176 8H177V6H178V9L181 7V8H183V7H185V5L186 4H184L185 2H188V0H155V1H153V0H145V2H144V0H78V1H76V3H73ZM96 1V2H95ZM107 1V2H106ZM162 1H164V2H162ZM168 3H166V2ZM171 1V2H170ZM173 1V2H172ZM176 1V2H175ZM178 1V2H177ZM185 1V2H184ZM215 1V2H214ZM225 1V2H224ZM235 1L237 2V3H235ZM244 1V2H243ZM249 1H251L250 3H249ZM7 2H9V1H7ZM46 2V1H45ZM44 1L42 2V3H45ZM53 2V1H52ZM82 2V3H81ZM85 2V3H84ZM154 2V3H153ZM165 3V4H163L162 5V3ZM179 2H182V3H179ZM212 2V1H211ZM228 2V3H227ZM238 2H241V4H239ZM258 2V3H257ZM260 2V3H259ZM78 3H80V5L78 4ZM95 3H98V4H95ZM150 3V4H149ZM155 3H156V5H155ZM158 3V4H157ZM172 3V4H171ZM229 3H232V4H236V8H234V7H232V6H234V5H231V6H228L229 5ZM247 3H248V5H247ZM254 3V4H253ZM257 3V4H256ZM52 4L51 3H48V5H47V3H46V5L47 6H52ZM72 4V5H71ZM75 4V5H74ZM146 4V5H145ZM151 5V4H153V6L151 5L150 7H149V5ZM162 6H161V5ZM176 4H179V5H177L176 7H175V5ZM182 6H181V5ZM210 4V3H209ZM208 4V5H209ZM215 4V5H214ZM239 6H238V5ZM259 4V5H258ZM45 5V4H44ZM45 5V6H46ZM71 5V6H70ZM78 5V6H77ZM86 5V6H85ZM96 5V6H95ZM159 5V6H158ZM167 5V6H166ZM171 5H173V6H171ZM247 5V6H246ZM46 6V7H47ZM49 6V7H50ZM77 6V7H76ZM81 6V7H80ZM83 6V7H82ZM105 8H104V7ZM160 6L161 7H163V9L162 8H160ZM174 8V10H172V8ZM244 6H246V7H244ZM40 7H43V4H41L40 5ZM60 7H61V9L62 10H66V11H61L60 10ZM71 7V8H70ZM78 7H79V9H78ZM88 7V8H87ZM93 8V10L91 11V12H93L95 15L93 16V13H91L92 15H90L89 13V11L91 10V9H89V8ZM121 7V8H120ZM133 7V8H132ZM149 7V8H148ZM152 7V8H151ZM206 7H208L207 9H206ZM228 7V8H227ZM238 7H240V8H238ZM250 7H253V8H250ZM258 7V8H257ZM260 7V8H259ZM64 8V9H63ZM67 8V9H66ZM74 10H73V9ZM124 8V9H123ZM150 8L152 9V10H150ZM156 8V9H155ZM167 9V11L165 12L164 10H166ZM168 8H169V10H168ZM232 8H233V10H234V12H236V14H237V16H238V12H240V13H242V14H245L246 12H249L248 14H246V17L248 18V20H245V19H247L246 17H241V21H239V22H241V23H243V25L245 26V23H247V27L245 26V30L243 31V29H244V26H241L242 24L240 23V25L238 24L239 22H237L236 24H238V25H234V26H232L233 24H234V21H236L235 19H237L236 17V14L234 13V12H232L233 10H232ZM237 8L238 9H240V10H237ZM243 8L245 9L243 12H241V9L243 10ZM257 8V9H256ZM70 9V10H69ZM83 9V10H82ZM155 9V10H154ZM162 9V10H161ZM171 9V10H170ZM251 9V10H250ZM59 10V11H58ZM68 10V11H67ZM73 10V11H72ZM79 10V11H78ZM87 10V12H89V13H86L85 11ZM98 10V11H97ZM136 10V11H135ZM141 10V11H140ZM157 10H159V11H157ZM199 10V11H200ZM209 10V11H208ZM215 10V11H214ZM223 12H222V11ZM224 10H226V11H224ZM260 10H261V12H260ZM62 13H61V12ZM70 11H72V12H70ZM76 11V12H75ZM84 11V12H83ZM112 11V12H111ZM154 11V12H153ZM229 11L231 12V14H233L234 13V15H235V17H234V15H231L230 13H229ZM251 11V12H250ZM259 11V12H258ZM48 12V13H49ZM65 12H67V13H65ZM78 12H80V13H78ZM82 12V13H81ZM102 12V13H101ZM149 12V13H148ZM206 12V13H205ZM215 12V13H214ZM225 12V13H224ZM226 12H228V13H226ZM245 12V13H244ZM48 13H47V15H48ZM49 13V14H50ZM65 13V14H64ZM86 14V15H83V17H82V14ZM136 13V14H135ZM145 13H147V14H145ZM154 13V14H153ZM213 13V14H212ZM255 13H257V14H255ZM55 14H57L56 15V18H58V19H56L58 22L63 18V19H65V20H61L60 21V23H58L56 20L54 21L53 20V18L55 19ZM64 14V15H63ZM149 14H150V16H149ZM167 14V15H168ZM225 14H229V15H231V16H233V17H231V16H229V15H225ZM255 14V16H256V18H254L255 16H252V15H254ZM65 15H66V17H65ZM67 15H69V16H72V15H75L74 17H72V19L73 20H75V21H72V19L69 17L68 18V16ZM77 15H81V16H78L77 17ZM88 15H90L89 17H87ZM130 15V16H129ZM146 15V16H145ZM159 15V14H158ZM224 15V17H222V16ZM260 15H261V17H262V19H260ZM61 16H63V17H61ZM93 16V17H92ZM133 16V17H132ZM149 16V17H148ZM154 16H157V17H154ZM242 16H245V15H242ZM60 17V18H59ZM137 17V18H136ZM145 17V18H144ZM161 17H163V18H161ZM209 17H211V18H209ZM221 17H222V19H221ZM259 17V18H258ZM68 18V19H67ZM76 18V19H75ZM87 18H89V19H87ZM128 18H131L130 20H134L133 22H131ZM153 18V20H151L150 21V19H152ZM205 18H206V20H205ZM227 18V19H226ZM231 18H234L233 20L234 21H232L231 20V22H230V20L229 19ZM252 18V19H251ZM103 19H105V20H103ZM139 19V20H138ZM145 19L147 20L146 22H145ZM157 19V20H156ZM208 19V20H207ZM77 20V21H76ZM83 20L81 19V21L80 22H78L79 23V26H80V24L81 25H85V22H83ZM102 20V21H101ZM106 20H108V22L106 21ZM113 20V21H112ZM149 20V21H148ZM155 20V22H153ZM159 20H161V21H159ZM165 20V21H164ZM201 20V21H200ZM223 20V21H222ZM226 20V21H225ZM229 22H228V21ZM244 20L246 21V22H244ZM253 20H255L254 22H253ZM261 20V21H260ZM53 21L55 22V24L54 25H52L53 24ZM111 21H112V23H111ZM117 21V22H116ZM122 21V22H121ZM129 22V23H127V22ZM175 21V22H174ZM193 21V20H192ZM203 21V22H202ZM249 21V22H248ZM251 21V22H250ZM56 22L58 23V24H56ZM116 22V23H115ZM137 22V23H136ZM152 22V23H151ZM173 22V23H172ZM193 22H195V21H193ZM217 22H222V24H220V23H217ZM224 22H227V23H225V24H223ZM253 22V23H252ZM262 22V23H261ZM84 23V24H83ZM124 23V24H123ZM134 23V24H133ZM176 23H177V25H176ZM188 23H191V24H189V26H188ZM204 23V24H203ZM215 23V24H214ZM231 23H233V24H231ZM258 23V24H257ZM63 24V25H62ZM70 24V25H69ZM73 24V25H72ZM113 26H112V25ZM145 24V25H144ZM149 24V25H148ZM158 24V25H157ZM179 24V25H178ZM220 24V26H219V29L221 30V27L222 26H226V25H228V29H225L224 27H222V30H223V28L225 29V30H223V31H226V32H223L222 30L220 31L219 29H217L218 28V25ZM57 27H56V26ZM60 25H62V26H60ZM72 25V26H71ZM115 25V26H114ZM123 27H122V26ZM124 25H125V27H124ZM127 25V26H126ZM134 25V26H133ZM141 25H142V27H141ZM147 25V27H145V29H143L144 28V26H146ZM153 25H154V27H153ZM173 25V26H172ZM176 25V26H175ZM182 25V26H181ZM186 25H187V28H186ZM258 26V27H256V26ZM55 26V27H54ZM105 26H107V25H105ZM108 26V27H109ZM129 26V27H128ZM130 26H132V28L130 27ZM151 26V27H150ZM170 26L174 29H172V28H170ZM175 26V27H174ZM205 26V27H204ZM215 26H217V27H215ZM230 26H232L233 28H243V29H241L240 31L238 30V29H236V31H235V29H234V31H233V28H231ZM236 26H241V27H236ZM251 26H252V30H251ZM61 27H63L62 29H61ZM119 27H122V28H119ZM148 27H149V29H148ZM190 27V28H189ZM193 27H194V29H193ZM255 27V28H254ZM263 27V28H262ZM58 28H59V30H58ZM65 28V29H64ZM71 28V29H70ZM129 28H131L130 30L132 31V32H129V31H127ZM185 28V29H184ZM189 28V29H188ZM197 28H198V30H197ZM215 28L218 30V31H216L215 30ZM79 29V28H78ZM86 28H83V30H85ZM119 29V30H118ZM143 29V30H142ZM171 29V30H170ZM177 29H179V31H180V33H178V35L177 34H175V32H179ZM262 29V30H261ZM61 30V31H60ZM73 30H75V29H73ZM123 30V31H122ZM126 30V33L127 32H129V33H127L126 35L124 34V31ZM154 30H156V32H153ZM193 30H195V31H193ZM202 32H201V31ZM65 31V32H66ZM136 31H138V32H136V33H139V30H136ZM170 31V32H169ZM172 31H175L174 33H172ZM187 31V32H186ZM191 31H192V33H191ZM204 31V32H203ZM227 31L229 32V36H227L226 37V35H227ZM238 31H239V34H238ZM254 31V32H253ZM188 32H189V36H188ZM221 32H223V34H221ZM235 32L238 34L237 36H235V37H233L234 35H236L235 34ZM80 33V32H79ZM83 33V32H82ZM135 33V34H136ZM168 33H170V34H168ZM183 33V34H182ZM224 33H226V35H224ZM160 34V35H161ZM168 34V35H167ZM180 34V35H179ZM191 34V35H190ZM199 34V35H198ZM233 36H232V35ZM116 35V36H115ZM125 35V36H124ZM173 37V39H172V37ZM175 35V36H174ZM184 37H183V36ZM207 35V36H206ZM219 35H221V36H219ZM224 35V36H223ZM247 35V36H246ZM259 35V36H258ZM163 36H165V37H163ZM168 36H170V37H168ZM222 36H223V38H222ZM239 36V37H238ZM176 37H178V39H180V37H181V39L179 40V42H176L178 39H176ZM192 37V38H191ZM218 37V38H217ZM249 37H251V39L249 38ZM162 38H164V40H162ZM166 38V39H165ZM175 38V39H174ZM183 38H184V40H183ZM188 38H189V40H188ZM195 38V39H194ZM199 38L201 39V40H199ZM216 38V39H215ZM220 38V39H219ZM234 39V40H232V43H231V39ZM239 38V39H238ZM171 39L173 40V43L172 42H170L171 41ZM215 40V46L214 45H211V43H213L214 42V40ZM238 39V40H237ZM250 39V40H249ZM258 39V40H257ZM167 40V41H166ZM195 40H197V41H195ZM205 40V41H204ZM216 40H220V42H216ZM222 40H224V41H222ZM227 40H229V41H227ZM256 42H255V41ZM162 41H164V42H162ZM175 41V42H174ZM194 41V42H193ZM202 41V42H201ZM206 41H207V43H206ZM209 41V42H208ZM236 43V44H234V42ZM250 41H251V43H250ZM161 42V43H160ZM166 42H168V43H166ZM198 43V44H195V43ZM222 42V43H221ZM205 45H204V44ZM216 43H218L217 45H216ZM219 43H220V45L221 46H218L219 45ZM227 43V44H226ZM230 43V44H229ZM249 43H250V46H249ZM170 44H171V48L172 49H170ZM185 44H188V46H185ZM191 44V45H190ZM210 44V45H209ZM224 44H225V47H228V44L229 45H231L230 47H228V48H225L224 47ZM262 44V45H261ZM173 45V46H172ZM179 45H180V48L181 47H184V49H182L183 51H181L180 50V48H179ZM197 45V47H195ZM207 45H209V47L212 49H210V48H208L207 47ZM223 45V46H222ZM234 45H236V46H234ZM245 45V46H244ZM252 45V46H251ZM256 45V46H255ZM258 45V46H257ZM160 46H162V47H160ZM193 46V47H192ZM213 46V47H212ZM216 46H218V47H216ZM248 46H249V48H252V49H248ZM160 47V48H159ZM186 47H188V48H186ZM198 47H200V50L199 49H197ZM206 47V48H205ZM220 47V49H218ZM257 47V48H256ZM133 48V47H132ZM179 48V50L177 51V49ZM208 48V49H207ZM231 48V49H230ZM235 48V50H233ZM254 48H256V49H254ZM191 49V50H190ZM195 49H197V51H195ZM201 49H203L204 51H201ZM207 49V50H206ZM210 49V50H209ZM214 49H215V52H216V54H215V52H214ZM218 51H217V50ZM226 49V50H225ZM230 49V50H229ZM248 49V50H247ZM119 50V49H118ZM134 50H135V52H136V55H135V53H133L134 52ZM173 51V53H174V55L171 53V52H169V51ZM229 50V51H228ZM233 50V51H232ZM254 50H257V51H254ZM263 50V51H262ZM130 51H133L132 53H133V55H132V53L130 52ZM187 51V52H186ZM190 52V54H188L189 52ZM201 53H200V52ZM223 51V53H221ZM230 51H232V54H230L231 52ZM240 51V52H239ZM128 52V53H127ZM131 54H130V53ZM205 54L204 56H202L203 55V53ZM207 52V53H206ZM228 52V53H227ZM230 52V53H229ZM245 52V53H244ZM247 52V53H246ZM250 52V53H249ZM113 53V52H112ZM163 53H165V54H163ZM169 53H171L170 55H169ZM175 53L177 54V56H178V58L177 59H175L177 56L175 55ZM184 53V54H183ZM196 53V54H195ZM210 55H209V54ZM218 53V54H217ZM224 53H226V54H224ZM244 53V54H243ZM129 54L132 56L131 57V59H127L126 57H128L129 56ZM165 55V57L164 56H162V55ZM179 54V55H178ZM191 58V59H189L188 58V56ZM200 54V55H199ZM216 56H215V55ZM224 54V55H223ZM245 54L247 55L248 54V56L245 58L244 56H245ZM252 54V55H251ZM127 55V56H126ZM185 55V56H184ZM194 55V56H193ZM197 55L199 56V57H203V58H199V57H197ZM207 55H209V56H207ZM226 55H228V56H226ZM114 56H112V57H114ZM135 56V57H134ZM161 56L162 57H164L165 59H166V57H169V56H172V57H169V59L167 58L166 60L167 61H165V59L163 60V58H161ZM195 58L196 57V59H194L193 57ZM206 56V57H205ZM214 56V57H213ZM250 56H252L251 57V59L249 58ZM111 57V58H112ZM134 57V58H133ZM141 57V58H140ZM174 57V58H173ZM205 57V58H204ZM209 57V58H208ZM210 57H211V59H210ZM124 58V59H123ZM128 58H130V56L128 57ZM135 58L137 59V63L134 61L135 60ZM154 58V59H153ZM189 59L188 61L189 62H187L185 59ZM192 58H193V60H192ZM198 58V59H197ZM216 58V59H215ZM228 58H229V60H228ZM127 59V60H126ZM133 59V60H132ZM201 59L203 60V61H201ZM207 59V60H206ZM215 59V60H214ZM245 59H247V62H244L245 61ZM123 60L125 61L126 60V62L124 63L123 62ZM155 60V61H154ZM171 60H172V62H171ZM173 60L174 61H176V62H173ZM192 60V61H191ZM200 62H198V61ZM209 60H211V62L209 61ZM212 60H214V61H212ZM248 60H250V62H248ZM253 60H255V61H253ZM184 61H186V62H184ZM197 62V63H199V64H195L194 65V63L195 62ZM225 61V62H224ZM254 63H253V62ZM106 62V61H105ZM118 63L117 65L115 64V63ZM122 62V63H121ZM128 62L130 63V64H128ZM135 62V63H134ZM183 62V63H182ZM205 62H207L206 63V65H208V67L207 66H205L204 65V63ZM224 62V63H223ZM178 63V64H177ZM184 63H186V65L184 64ZM189 63V64H188ZM191 63V64H190ZM193 63V64H192ZM211 63V64H210ZM216 63V64H215ZM245 65H244V64ZM252 63V64H251ZM114 64V65H113ZM120 64L121 65H123L122 67H120ZM135 64V65H134ZM140 64V63H139ZM168 64V65H169ZM182 64V65H181ZM224 64V65H223ZM238 64V65H237ZM240 64V65H239ZM252 66H251V65ZM119 65V66H118ZM177 67H176V66ZM193 66L192 67V72H191V67L190 66ZM198 67H197V66ZM212 65V66H211ZM244 65V66H243ZM247 65V66H246ZM109 66H112L111 68L109 67ZM115 66V67H114ZM126 66V67H125ZM134 66V67H133ZM151 66H152V68H151ZM160 66H163V67H160ZM195 66H196V68H195ZM203 66H205L206 68H203ZM246 66V67H245ZM255 66V67H254ZM101 67V68H100ZM136 67H135V69H136ZM137 67V68H138ZM173 67H175V68H173ZM187 67H190V68H188L189 70H187ZM210 67H212V69L210 68ZM228 67V68H227ZM240 67H242V68H240ZM248 67H250V68H253V70L252 69H250V68H248ZM96 68L98 69V70H96ZM104 68H106V69H108V70H105ZM138 68V69H139ZM181 68H183V70L181 69ZM201 68H203V69H201ZM207 68H209V70L207 69ZM72 69V68H71ZM157 69L159 70L158 71V73H156L157 72ZM165 69V70H164ZM197 69H200L197 73H196V75H195V73L194 72H196L197 71ZM227 69V70H226ZM231 69V70H230ZM241 69L243 70V72L241 71ZM103 70V71H102ZM114 72H113V71ZM116 70V71H115ZM147 70V71H146ZM167 70V71H166ZM173 70V71H172ZM182 70V71H181ZM195 70V71H194ZM207 70H208V74H207ZM212 70V71H211ZM222 70V71H221ZM226 70V71H225ZM235 70V71H234ZM251 71V72H249V71ZM100 71V72H99ZM109 73H108V72ZM178 71V72H177ZM180 71V72H179ZM187 71H190V73L189 72H187ZM200 71H202V72H200ZM244 71H247L248 73H249V75H246L245 74V78H244V81H243V75H244ZM91 72H92V75H91ZM93 72H95V73H93ZM99 72V73H98ZM105 72H106V74H105ZM113 72V73H112ZM162 73V75H161V82H163L164 83V80H162V79H170V80H166L167 81V85H165L166 84V81H165V83L163 84V83H159V85L157 86L155 83H156V81H154V79H153V76L155 77V74H160V73ZM183 72H185L186 74L188 73L189 75H187L186 77H188L189 78V76L191 75V73H192V76H190V80H188V81H190L189 83H185L184 81L183 82H179V79H178V74H180V73H183ZM214 72V73H213ZM233 72V73H232ZM253 72V74H251ZM108 73V74H107ZM163 73H167V74H163ZM168 73H170V74H168ZM173 75H172V74ZM86 74V75H85ZM88 74V75H87ZM114 74V75H113ZM204 74V75H203ZM243 74V75H242ZM170 75V76H169ZM220 75V76H219ZM224 75V76H223ZM106 76V77H105ZM107 76H109V77H107ZM165 76H167L166 78H164ZM202 76V77H201ZM208 76H209V78H208ZM239 76L241 77V80H240V78H239ZM250 76V77H249ZM252 76V77H251ZM78 77V78H77ZM88 79H87V78ZM98 77V78H97ZM169 77V78H168ZM185 77V78H186ZM192 77V78H191ZM198 77V78H197ZM212 77V78H211ZM102 78H104V79H102ZM106 78H111V81L113 80V82L116 84L115 86H110V87H108V86H106V84L109 82V79H106ZM188 78H186V80L188 79ZM203 78V79H202ZM220 78V79H219ZM100 79H102V80H100ZM121 79H124V78H121ZM132 79V80H131ZM224 79V80H223ZM250 79V80H249ZM73 80V81H72ZM80 82H78V81ZM99 80V81H98ZM106 81V83H105V81ZM107 80H108V82H107ZM174 80V81H173ZM192 80H194V82H192ZM199 80V81H198ZM217 80V81H216ZM231 80V81H230ZM238 80V81H237ZM72 81V82H71ZM83 81H85V82H83ZM94 81V82H93ZM97 81H98V83H97ZM101 81V82H100ZM117 81V82H116ZM121 81V82H120ZM134 81V82H133ZM154 81V82H153ZM187 81V82H188ZM234 81V82H233ZM249 81H250V83H249ZM82 82V83H81ZM168 82H169V84H168ZM180 83V85H179V89H178V84ZM87 83V84H86ZM105 85H104V84ZM131 85H130V84ZM135 83V84H134ZM172 83L174 84V85H172ZM178 83V84H177ZM198 83V84H197ZM224 83V84H223ZM240 83V84H239ZM244 83V84H243ZM70 84V85H69ZM73 84H75V85H73ZM78 84H80V85H78ZM82 84V85H81ZM102 84H103V86H102ZM117 84H119V86L117 85ZM121 84H122V87L124 88V86H126L124 89L121 87ZM187 84V85H186ZM216 84V85H215ZM219 84V85H218ZM261 84V85H260ZM78 85V86H77ZM90 85V86H89ZM93 85V87H91ZM124 85V86H123ZM130 85V86H129ZM133 85H137V87L136 86H133ZM161 85H164V86H162L161 87ZM224 85V86H223ZM243 85V86H242ZM246 85V86H245ZM252 85H253V87H252ZM72 86V87H71ZM85 86V87H84ZM99 86V87H98ZM118 86V87H117ZM129 86V87H128ZM154 86H156V87H158V89L160 88V90L159 91H163L162 93H160L161 95H159L158 97H160V98H154V96H155V94L153 95V93H157V88L156 87H154ZM193 86V87H192ZM242 86V87H241ZM249 86V87H248ZM251 86V87H250ZM82 87V89H80ZM97 87V88H96ZM106 87V88H105ZM112 87V89H110V92H109V88H111ZM70 88V89H69ZM76 88H78V89H76ZM87 88V90H85ZM88 88L90 89V90H88ZM92 88V89H91ZM100 88H104L103 90L102 89H100ZM113 88L114 89H116V90H118L119 89V91H116V90H114V93L116 92V95L113 93ZM118 88V89H117ZM120 88H122V89H120ZM129 90H128V89ZM156 88V89H155ZM162 88H164V89H162ZM251 88V89H250ZM133 89H134V92H133ZM153 89H155V90H153ZM162 89V90H161ZM176 89V90H175ZM191 89V90H190ZM239 89V90H238ZM243 89H245V90H243ZM79 90V91H78ZM91 90H92V92H91ZM105 90V91H104ZM124 90V91H123ZM132 90V91H131ZM139 90V89H138ZM152 90V91H151ZM250 90V91H249ZM73 91V92H72ZM81 91V92H80ZM89 91V92H88ZM122 91V92H121ZM125 91H126V94L127 95H130V97L128 96V97H126L125 95ZM131 91V92H130ZM168 91V92H167ZM180 91V92H179ZM238 91H241L242 92V96H241V94H239L240 96H241V98H239V95L237 94V92ZM244 91V92H243ZM87 92V93H86ZM98 92H102L101 93V95H100V93H98ZM118 92V93H117ZM120 92V93H119ZM151 92V93H150ZM173 94H172V93ZM226 92V93H225ZM240 92V93H241ZM252 92V93H251ZM261 92V93H260ZM85 93H86V97H87V99L89 98V100H87L85 97H83V96H85ZM111 93H113L114 95H115V97H114V95L112 96L111 95ZM123 93H124V96H123ZM129 93V94H128ZM159 93H157L156 94V96L159 94ZM165 93V94H164ZM239 93V92H238ZM245 93V94H244ZM80 94V95H79ZM88 94H90V95H88ZM91 94L93 95V98H90L91 97ZM94 94H96V96L94 95ZM110 94V95H109ZM118 94V95H117ZM235 94L237 95V96H235ZM250 94V95H249ZM153 95V97H151ZM246 97H245V96ZM72 96L74 97V99L72 98ZM109 96H111L114 100H116L115 98H116V96H117V102H118V104H117V102L115 103H109L107 100H108V98H109V101H112V98L111 97H109ZM121 96H123V98L121 97ZM150 96V97H149ZM235 96V97H234ZM120 97L122 98V100H123V103H122V100L120 99ZM162 97V98H161ZM233 97H234V99H237V97H238V99H237V103L236 102H233V101H235L234 99H233ZM81 98V97H80ZM79 98V99H80ZM102 98V99H101ZM107 98V99H106ZM246 98V99H245ZM70 99V98H69ZM86 99V100H85ZM90 99H92V100H90ZM97 99V100H96ZM105 99V100H104ZM121 101H120V100ZM185 99V100H184ZM208 99V100H207ZM241 99V100H240ZM78 100V101H77ZM87 101L86 103H85V101ZM101 100H104V103L101 101ZM230 100V101H229ZM233 100V101H232ZM259 100V101H258ZM261 100V101H260ZM90 101V102H89ZM98 101V102H97ZM130 101V100H129ZM210 101V102H209ZM232 101V102H231ZM239 101H241V103L239 102ZM243 101V102H242ZM68 102V101H67ZM98 103V105H100V107H98L95 103H94V105L95 106H97V107H94L93 106V104H92V106H89L88 107V105L90 104V103ZM100 102V103H99ZM101 102L104 104V107H103V104L101 105ZM107 102V103H106ZM238 102H239V104H241V106L238 104ZM77 103V104H76ZM80 103L83 105V103H85V104H87V106L86 105H83V107L81 108L80 107ZM89 103V104H88ZM126 103V105H123V104H125ZM107 104V105H106ZM115 104V105H114ZM187 104V105H186ZM252 104V105H251ZM105 105L107 106L106 108H105ZM219 105V106H218ZM234 105H235V107H234ZM237 105V106H236ZM244 105V106H243ZM131 106V107H130ZM165 106V107H164ZM247 106V107H246ZM103 107V108H102ZM151 107V108H150ZM173 107V108H172ZM243 107V108H242ZM127 110H126V109ZM156 108V109H155ZM249 108V109H248ZM79 109V110H80ZM123 109V110H122ZM131 109V110H130ZM150 109V110H149ZM234 110V112L235 113H233V110ZM236 109L238 110V111H236ZM240 109V110H239ZM243 109V110H242ZM256 109V110H255ZM104 110V112H102ZM146 110H147V112H146ZM232 110V111H231ZM247 110H249V111H247ZM255 110V111H254ZM96 111V112H95ZM99 111H100V113H99ZM121 111V112H120ZM132 111V113L130 114V112ZM143 111V112H142ZM151 112V113H150ZM232 112V113H231ZM245 112V113H244ZM88 113H89V115H88ZM92 113H96V114H92ZM118 113V114H117ZM231 113V114H230ZM249 113V114H248ZM121 114V115H120ZM145 114V115H144ZM233 114H236V115H234L235 117L234 118H236V120H235V123H233L234 121H232V119L234 120V118H233V116L231 117V115H233ZM240 114V115H239ZM84 115H86V116H84ZM155 115H156V117H155ZM239 115V116H238ZM125 116V117H124ZM165 116V117H164ZM212 116V117H211ZM254 116V117H253ZM64 117L66 118V120L64 119ZM74 117V118H73ZM75 117H76V119H75ZM80 117H82V118H80ZM122 117V118H121ZM210 117V118H209ZM240 117V119H238ZM250 117V118H249ZM92 118V117H91ZM90 118V119H91ZM112 118V119H111ZM120 118V119H119ZM193 118V119H192ZM232 118V119H231ZM249 118V119H248ZM118 119V120H117ZM135 121H134V120ZM190 119V120H189ZM208 119V120H207ZM86 120H88V119H86ZM120 120V121H119ZM125 120H127V121H125ZM149 121V122H148ZM241 121V122H240ZM247 121V122H246ZM252 121V122H251ZM62 122V123H61ZM77 122V123H76ZM116 122V123H115ZM124 122V123H123ZM191 122V123H190ZM237 122V123H236ZM238 122H239V124H238ZM64 123V124H63ZM183 123V124H182ZM243 123V124H242ZM76 124L77 125H79L78 127L76 126ZM115 124V125H114ZM120 124V125H119ZM124 124V125H123ZM175 124V125H174ZM235 124V125H234ZM129 125V126H128ZM229 125V126H228ZM238 125V126H237ZM56 126V127H55ZM123 126V127H122ZM152 126V127H151ZM234 126V127H233ZM86 127V128H85ZM115 127V128H114ZM146 127V128H145ZM186 127V128H185ZM222 127H224V128H222ZM80 128V130H81V133H80V135L81 136H83L84 137V135H83V131H82V129ZM123 128V129H122ZM144 128V129H143ZM188 128V129H187ZM211 128V129H210ZM228 128H231L232 129V132H233V134H232V132L230 133V131L229 130H231V129H229L228 130ZM23 129H24V127H23ZM22 129V130H23ZM74 129V128H73ZM122 129V130H121ZM128 129V130H127ZM251 129V130H250ZM20 131H21V129H19ZM26 130H28V129H26ZM104 132H103V131ZM110 130V131H109ZM135 130V131H134ZM138 130V131H137ZM150 130V131H149ZM216 130V131H215ZM247 130H249V131H247ZM92 131V132H91ZM95 133H97V135L96 134H94V132ZM108 131V132H107ZM145 131H146V133H145ZM148 131V132H147ZM156 131H158V132H156ZM161 131V132H160ZM229 131V132H228ZM235 131V132H234ZM83 132V133H82ZM190 132H192V133H190ZM259 132V133H258ZM148 133V134H147ZM260 133H261V135H260ZM127 134V135H126ZM210 134V135H209ZM218 134V135H217ZM231 134V135H230ZM79 135V137H80V140H82L83 138L81 137ZM138 135V136H137ZM163 135V136H162ZM230 135V136H229ZM88 136V137H89ZM119 138H118V137ZM123 136V137H122ZM129 136V137H128ZM244 136V137H243ZM255 136V137H254ZM258 136V137H257ZM88 137H84L85 139H87V140H89L88 139ZM99 137V138H98ZM106 137V138H105ZM115 139H114V138ZM147 137V138H146ZM224 137V138H223ZM230 137V138H229ZM247 139H246V138ZM223 138V139H222ZM257 138V139H256ZM97 139H99L98 140V144L100 143V142H103V146L101 145V144H97L96 143V141H97ZM111 139V140H110ZM118 141H117V140ZM173 139V140H172ZM226 139V140H225ZM93 142H92V141ZM100 140H102V141H100ZM115 140L117 141V143H115ZM153 140V141H152ZM159 140V141H158ZM168 140V141H167ZM210 140V141H209ZM234 141V142H233ZM147 142V143H146ZM154 142V143H153ZM223 142V143H222ZM244 142V143H243ZM105 143H107V144H105ZM111 143H114V144H111ZM121 143V144H120ZM161 143V144H160ZM176 143V144H175ZM207 143V144H206ZM232 143V144H231ZM124 144V145H123ZM172 144V145H171ZM221 144V145H220ZM226 144V145H225ZM252 144V145H251ZM96 145H98V146H96ZM100 145H101V149H100ZM113 145L114 146H116V150H115V147H113ZM127 145V146H126ZM150 145V146H149ZM169 145V146H168ZM171 146V147H170ZM97 149H96V148ZM99 147V148H98ZM112 147H113V149H112ZM132 147V148H131ZM149 147V148H148ZM123 148V149H122ZM126 148H127V150H129V151H127L126 150ZM131 148V149H130ZM218 148H220L219 150H218ZM94 149H96V150H94ZM100 151H99V150ZM110 151H109V150ZM248 149V150H247ZM252 149V150H251ZM99 151V153H97V154H94V152L96 151V152H98ZM111 150H112V152H114V154L113 153H111ZM123 152H122V151ZM132 150V151H131ZM185 150V151H184ZM218 150V151H217ZM119 151H121V153H119ZM150 151V152H149ZM210 151V152H209ZM154 152V153H153ZM200 152V153H199ZM117 153V154H116ZM145 153V156L144 155H141V154H144ZM148 153V154H147ZM215 153L217 154V155H215ZM219 153V154H218ZM231 153V154H230ZM252 153V154H251ZM129 154V155H130ZM154 154H156L155 156H157L158 158H156L155 156H154ZM167 154H168V156H167ZM210 154V155H209ZM229 154V155H228ZM115 155V156H114ZM133 155V154H132ZM148 155V156H147ZM149 155H150V157H149ZM159 155V156H158ZM227 155V156H226ZM74 158H73V157ZM113 158H112V157ZM131 156V155H130ZM134 156V155H133ZM153 158H152V157ZM215 156V157H214ZM224 156H225V158H224ZM71 157L73 158V162L76 164V162H77V164H78V161H76V158H75V155H71ZM71 157L69 158V159H71ZM93 157H95V156H93ZM109 157V158H108ZM111 157V158H110ZM121 157H123V156H121ZM147 157V158H146ZM199 157V158H198ZM210 157V158H209ZM213 157V158H212ZM241 157V158H240ZM107 158V159H106ZM134 158H135V156H134ZM149 158V159H148ZM154 158H155V160H157V161H155L154 160ZM217 158H219V159H217ZM233 158V159H232ZM75 159V160H74ZM110 159H111V161H110ZM114 159V160H113ZM144 159H147V161L146 160H144ZM185 159V160H184ZM188 159V160H187ZM208 159V160H207ZM115 160V161H116ZM160 160V161H159ZM217 160V161H216ZM220 160V161H219ZM234 160V161H233ZM69 161V160H68ZM67 161V162H68ZM71 161L72 160H70L68 163H66L64 166H63V169H62V173H63V171L65 172L64 174H62V177H65L66 175H67V173L69 172V171H66V169L67 170H69L68 169V167H69V165H70V163H71ZM76 161V162H75ZM104 161V162H103ZM185 161V162H184ZM186 161H187V163H188V165H187V163H186ZM197 161V162H196ZM210 161V162H209ZM72 162V163H73ZM100 162V163H99ZM147 162V163H146ZM164 162V163H163ZM211 162H212V164H211ZM243 162V163H242ZM209 163V164H208ZM227 163V164H226ZM234 163V164H233ZM257 163V164H256ZM76 164V165H77ZM138 164H140V165H142V163L140 162V160L138 161ZM181 164V165H180ZM207 164V165H206ZM102 165V166H101ZM152 165H154V164H152ZM151 165V166H152ZM158 165V166H157ZM193 165V166H192ZM67 166V167H66ZM78 166V165H77ZM77 166L75 167V169L77 170L78 168H77ZM199 166V167H198ZM204 166V167H203ZM211 168H210V167ZM200 167H201V169H200ZM98 168V167H97ZM213 169V170H212ZM205 170V171H204ZM215 171V172H214ZM206 172H208V173H206ZM212 172V173H211ZM201 173V174H200ZM204 174V175H203ZM205 174H206V176H205ZM208 174V175H207ZM210 174V175H209ZM213 175V176H212ZM196 176V177H195ZM209 176V177H208ZM200 177V178H199ZM208 177V178H207ZM211 177V178H210ZM147 178V177H146ZM202 179H203V181H202ZM210 179V180H209ZM213 179V180H212ZM196 180V181H195ZM219 180V181H218ZM194 182V183H193ZM259 182V183H258ZM244 184V185H243ZM254 184V185H253ZM258 184V185H257ZM216 185V186H215ZM195 186H197V187H195ZM238 186V187H237ZM207 187V188H206ZM212 187H213V189H212ZM258 187V188H257ZM263 188V189H262ZM199 191V192H198ZM253 191V192H252ZM257 191V192H256ZM252 192V193H251ZM231 193V194H230ZM251 195V196H250ZM253 196V197H252ZM231 197V198H230ZM202 201V202H201ZM199 202V203H198ZM223 202V203H222ZM225 202V203H224ZM243 202H244V204H243ZM246 203V204H245ZM249 203V206L247 205ZM201 204V205H200ZM244 205V210H243V213L241 214L242 216L240 217V222L237 220L233 225H232V223H230V219H231V216L230 215H232V213H234L235 211H236V208H237V210L238 209H240L241 207H243V205ZM252 204V205H251ZM196 205V206H195ZM200 205V206H199ZM222 207H221V206ZM247 205V206H246ZM226 206V207H225ZM246 206V207H245ZM198 208V209H197ZM209 208H210V210H209ZM221 208H222V210H221ZM247 208V209H246ZM201 210V211H200ZM195 211H196V213H195ZM207 211V212H206ZM213 211V212H212ZM205 214V215H204ZM212 214V216H210ZM236 214V213H235ZM248 214V215H247ZM249 214H251V215H249ZM214 215V216H213ZM209 216V217H208ZM225 216H227V217H225ZM228 216H230L229 218H228ZM247 216H249V217H247ZM214 217V218H213ZM205 218V219H204ZM228 218V219H227ZM242 218V219H241ZM247 218H248V220H247ZM211 219V220H210ZM219 219H222V220H220V222L222 223V221L223 220H225V222L226 221H228V222H226L225 224L224 223H222V224H224V225H221V224H219ZM237 219H239L238 217H237ZM243 219H245V220H243ZM204 220V221H203ZM210 220V221H209ZM217 221V222H216ZM244 221H246V222H244ZM218 224V226H217V224ZM247 223H248V225H247ZM260 223V224H259ZM200 224V225H199ZM206 224H207V226H206ZM209 224V225H208ZM229 224V225H228ZM231 224V225H230ZM245 224V225H244ZM213 225V226H212ZM196 228H198V229H196ZM237 226H235V228L237 227ZM256 226V227H255ZM218 227V228H217ZM231 227V228H230ZM202 228V229H201ZM238 228V227H237ZM237 228H236V230H237ZM263 229H261V230H264V226L262 227ZM0 229H1V227H0ZM197 231H196V230ZM216 229V230H215ZM229 229V230H228ZM231 229V230H230ZM250 229V230H249ZM2 230V229H1ZM190 230H187L188 232L190 231ZM194 230V231H193ZM200 230V231H199ZM230 231L229 233H228V231ZM242 229H240L239 228V230H238V232L237 233H239V231H241ZM187 231H185V232H187ZM226 231H227V233H226ZM232 231V232H231ZM235 231V230H234ZM192 232H193V235H192ZM214 232V233H213ZM224 232L226 233V236L225 235H223L224 234ZM219 233V234H218ZM200 234V235H199ZM211 234H213V235H211ZM221 234V235H220ZM234 234H236V233H234ZM207 235V236H206ZM195 236V237H194ZM201 236V237H200ZM209 236V237H208ZM219 236H220V238H219ZM222 236H224L223 237V242H221V240H222ZM231 236H233V235H231ZM212 237V238H211ZM4 237H3V231H2V233H1V231H0V264H19V261H17L18 259L15 257V254H17L16 253V251L17 250H15V244H16V241H15V239L14 238H12L11 240H12V242H11V245L13 244V246H12V248L11 249H5V246H3V245H5V239H3ZM3 239V240H2ZM183 241H182V240ZM198 239V240H197ZM206 239V240H205ZM226 239V240H225ZM172 240V241H171ZM216 240H219V241H216ZM14 242V243H13ZM27 242V241H26ZM180 242V243H179ZM183 242V243H182ZM208 242V243H207ZM256 242H258L259 244H261V242L262 243H264V241H262V240H257V241H255V245L257 244ZM4 243V244H3ZM178 243V244H177ZM186 243V245H184ZM190 244V245H188V244ZM219 243V244H218ZM222 243H224V244H222ZM227 243V242H226ZM172 244L174 245V246H172ZM215 244L216 245V250L213 248V245ZM219 246H218V245ZM252 244H254L253 242L249 245L248 244V247H251L252 246ZM152 245H153V243H152ZM179 245V246H178ZM190 247V248H188V246ZM221 245V246H220ZM255 245H253V246H255ZM258 245V244H257ZM144 247L146 246V245H143ZM142 246V247H143ZM155 246V245H154ZM170 246H171V248H170ZM185 246H187V247H185ZM200 246V247H199ZM209 246H212V247H210L209 248ZM238 245H236V246H234V248H236ZM143 247V249H145ZM179 247H180V249H179ZM182 247H184V249H182ZM215 247V246H214ZM218 247V248H217ZM227 247V246H226ZM14 248V251L12 250ZM140 248V247H139ZM197 248V249H196ZM201 248V249H200ZM203 248V249H202ZM204 248H206V249H204ZM230 248H232V246L231 247H227V248H225V247H223V249L221 248V250L219 251H217V253H218V255L216 254V256L215 255H212L210 258H211V260H214L213 262L214 263H216V260L217 261H219L218 263H216V264H219V263H223V264H230V262H231V264H232V262L233 261H228V262H224V261H220V260H222V254H221V252L223 253V256H224V253H226L225 251L227 250L228 251V249H230ZM5 249V250H4ZM173 249L175 250V252L173 253ZM187 249V250H186ZM194 249V250H193ZM226 249V250H225ZM9 250H12V251H9ZM162 251V252H159V251ZM189 250V251H188ZM205 250V252H203ZM211 250V251H210ZM223 250V251H222ZM5 251V252H4ZM177 251H179V253L181 254V256H180V254H178L177 253ZM184 251L185 252V254L183 253V255H182V252ZM191 251V252H190ZM198 251V252H197ZM9 252V253H8ZM15 254H14V253ZM121 252V251H120ZM187 252V253H186ZM189 252H190V254H189ZM196 252V253H195ZM202 252V254H200V253ZM208 252V253H207ZM211 252V253H210ZM118 253H119V251H118ZM171 253H172V255H171ZM193 253H194V255H193ZM198 253V254H197ZM211 255H210V254ZM116 254V253H115ZM114 254V255H115ZM124 254V255H123ZM125 254H126V252H121V253H119L118 255H115V257L113 256V258L111 259V263L112 264H119V261H121V260H123V261H121V263L120 264H124V262L126 263V261H127V263L128 264H132V263H130V262H133L134 264H136L135 262L137 261V264H140V263H138V261H140L139 260V258H138V260L137 259H135V261H133L134 260V258L132 257V255L130 256V255H126L125 256ZM157 254V255H156ZM165 254H168V256L167 255H165ZM191 254H192V256H194V257H189V256H191ZM208 254V255H207ZM221 254V255H220ZM9 258V259H7L6 258V256ZM122 255V256H121ZM171 255V256H170ZM187 255V258L185 257ZM198 255H199V257L200 256H202L201 258H199L198 257ZM210 255V256H209ZM123 256H125V258L123 257ZM129 256H130V258H129ZM149 256H151V260H149ZM153 256V257H152ZM160 258H161V256L160 255H158ZM165 256H167V258L165 257ZM184 256V257H183ZM213 256L216 258V260L215 259H213ZM121 257H123L122 259H121ZM135 258H137L136 256H134ZM179 259H178V258ZM195 257H198L197 259L195 258ZM208 259H207V258ZM219 257V258H218ZM116 258V259H115ZM148 258V259H147ZM152 258H153V260H152ZM182 258H184V259H182ZM189 258V259H188ZM207 259V260H205V259ZM3 259H5L4 261H2ZM10 259H12L11 261H10ZM118 259V260H117ZM130 259H133L132 261L130 260ZM161 259V260H162ZM182 259V260H181ZM193 260V261H191V260ZM7 260V261H6ZM10 262H9V261ZM130 260V261H129ZM147 260H149L148 262H147ZM161 260H160V262H161ZM162 260V261H163ZM184 260V261H183ZM189 260V261H188ZM196 260V261H195ZM199 260V261H198ZM116 261H118L117 263H116ZM143 261H146V263H144ZM3 262V263H2ZM186 262V263H185ZM192 262V263H191ZM202 262V263H201ZM148 263V264H149ZM213 263V264H214ZM155 264V263H154Z\"/></svg>","mask_w":264,"mask_h":264}]
</instances>
